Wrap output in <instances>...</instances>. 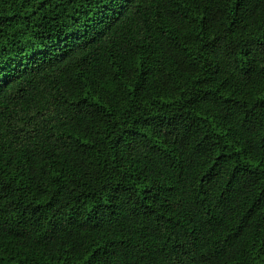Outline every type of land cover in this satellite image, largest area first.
<instances>
[{"label":"trees","instance_id":"16d2710c","mask_svg":"<svg viewBox=\"0 0 264 264\" xmlns=\"http://www.w3.org/2000/svg\"><path fill=\"white\" fill-rule=\"evenodd\" d=\"M0 264H264V0H0Z\"/></svg>","mask_w":264,"mask_h":264}]
</instances>
